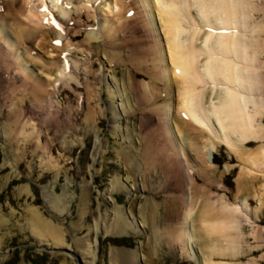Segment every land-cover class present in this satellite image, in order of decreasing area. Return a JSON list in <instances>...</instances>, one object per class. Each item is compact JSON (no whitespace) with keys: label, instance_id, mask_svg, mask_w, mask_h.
Wrapping results in <instances>:
<instances>
[{"label":"rangeland","instance_id":"obj_1","mask_svg":"<svg viewBox=\"0 0 264 264\" xmlns=\"http://www.w3.org/2000/svg\"><path fill=\"white\" fill-rule=\"evenodd\" d=\"M106 3L102 0L94 6L96 20L84 14L78 26L69 25L70 33L78 27L80 32L66 48L72 49L69 60L73 61L61 75L64 81L51 79L52 102L31 94L27 87L30 85L23 84L20 78H11V69L6 70L8 59L0 49V57H5L0 62V264H109L112 256L116 260L111 264H196L184 249V241H176L171 234L176 225L189 226L195 234L200 226L198 218L209 211L215 221L226 220L230 225L234 222V226L239 222L240 226L227 234L213 235L205 245L198 243L200 252L207 250V245L210 259L215 262L264 264V153L259 162L250 164L227 146L215 145L211 156L217 161L211 157L208 176L196 177L197 183L191 186L193 193L198 187L205 189L197 193L193 219L186 225L183 219L189 184L182 170L187 168L175 161L170 141L161 135L164 129L157 122L155 109L167 101L169 91L174 96L175 86L168 88L165 81L156 79L147 98L132 87L136 81H149L148 72L154 64L147 42L150 38L135 28L139 17L135 4L125 14L131 21L128 28L121 30L125 31L123 37L119 36L123 43L116 47L124 60L109 61L113 35L106 38L105 29L98 31L101 14H107ZM52 4L48 3L54 15L57 8L52 9ZM263 4L264 0L262 9L247 13L248 26L264 25ZM195 20L200 22L198 17ZM189 24L184 25L194 27ZM204 30L207 27L201 28V33ZM88 33L98 35L96 43L86 40ZM261 37L259 52L263 50L264 63V34ZM48 40L51 45H60V40ZM24 41L21 46L28 47V58L36 59L35 68L40 72L53 67L48 61L64 56H50L46 49ZM261 70L264 77V68ZM209 85L203 86L209 89ZM203 86L198 89L206 92ZM260 86L259 96L264 101V81ZM149 96L153 97L150 101ZM13 103L18 107L23 104L24 113L17 123ZM255 121L264 127V111L255 116ZM23 123L26 136L20 133ZM195 132L198 147L208 134ZM38 133L40 143L35 144ZM238 148L240 152L264 149V138H252ZM203 154H198L195 165L189 164V176L195 177L198 168L206 166ZM121 183L126 189L114 187L109 191ZM242 200L247 207L242 212L229 209V213L227 208L241 205ZM53 201L59 202L62 213L53 210ZM32 209L62 229V246L31 232ZM130 220H143L145 224L135 230ZM93 235L97 237L91 244ZM133 251L138 254L134 262L130 255Z\"/></svg>","mask_w":264,"mask_h":264},{"label":"bare ground","instance_id":"obj_2","mask_svg":"<svg viewBox=\"0 0 264 264\" xmlns=\"http://www.w3.org/2000/svg\"><path fill=\"white\" fill-rule=\"evenodd\" d=\"M55 1L0 0V49L8 59L6 70L9 69L10 71L11 69V78L14 81L20 78L23 84L30 85V87H27L31 94L33 93L34 96L42 100L48 98L49 102H52V97L49 95V86L52 85V80L54 79L53 82L64 81L61 75L65 73L67 65L73 61L69 60L72 49L66 48L80 30L78 27V29L73 30V33H70L69 25L78 26L84 14L96 20L94 6L102 0ZM105 1L108 2L106 3L107 14H101L102 24H100L101 27L99 28L101 29L98 28V31L102 33V29H105L104 37L110 38L113 35L114 40L110 39L113 44L110 46L112 52L111 55H108L109 61L123 59L122 55L119 54L121 51L118 50L119 52H117L116 47L123 43V38L120 37H123L125 31L122 32L121 30L125 27L128 28L131 21L130 18H126L125 14H128L130 5L135 4L139 13L135 28L140 32H146V37L150 38L147 42L153 52V57L150 60L154 64L151 71L148 70L149 81H136L132 87H136L135 92H140L139 94L142 97H146L149 92L153 91L154 86H151V84H155L157 80L165 81L168 88H171V84H173L172 86H175V97L173 92L171 96V91H169V97L163 106L155 108L158 110L157 122L164 129L161 135H165L166 140L170 141L169 148L173 149L175 161L181 167L190 170L191 166L197 162L198 154H203V152L205 154L206 166H203L200 170L198 168L195 177L191 175V178L190 173H187V169L186 171L185 169L182 170V175L185 178L187 177L189 184L186 188V197L189 200L185 199L183 219L187 225L196 207L197 193L205 189L202 187L203 190H201L198 187L197 193H193L191 186H195V183H197L196 177L205 179V176H208V168L212 164L211 154L215 145L223 144L227 146L234 150L239 158L250 164H256L263 156V148L255 152L236 150L252 138H264V127L255 121V116H261L264 111V101L259 96L260 83L264 81L261 70L262 67L264 68V63L261 60L263 50L259 52V46L262 45L263 40L261 36L264 34V25L258 24L259 26H251L253 27L251 28L248 26L249 17L247 14L250 10L258 11L262 9L263 0H155L156 5L153 0ZM49 2H53L52 9L53 7L57 8L54 15L48 5ZM195 17H198L199 23L195 20ZM155 20L158 25L155 24ZM44 21H46V24H44ZM185 23H188L187 27H189V23H193L194 27L187 28L184 25ZM203 27L204 29L207 27V30L201 33L200 29ZM247 33L249 36H247ZM40 34L42 37L39 36ZM48 37L56 41L60 40V45H51ZM97 38L98 35L88 33L86 40L89 42L94 40L96 43L97 40L95 39ZM23 40H26L24 43H30L31 45L35 43L34 46L46 49L47 54L50 56L57 57L60 54L64 56L48 61L47 63L53 67L40 72L38 71L39 68H35L36 59L31 60L28 58V47L21 46ZM82 43L83 40L79 45ZM105 48L104 51L107 53ZM55 52L59 54L56 53L55 55ZM129 52L128 50V55ZM5 57H0V62ZM60 61L62 63L61 68ZM52 68L54 69L51 70ZM206 83L210 84L209 89H206L208 86L206 88L203 86ZM200 85L206 89L207 93L202 90L203 88L198 89ZM139 94L136 95L139 96ZM150 99H153V97L150 98L149 96L147 100L150 101ZM13 105L14 109L17 108L14 110L15 115L13 116L17 123L21 121L18 117L24 113L23 104H18L19 107L16 106V103H13ZM249 105L252 106L251 109H249ZM90 115L92 116V113ZM25 126V124L21 126L22 132L20 131V133L23 136H26L23 133V127ZM195 130L204 131L208 134L203 145L198 147V144L196 145L198 136ZM31 134H33V131H31ZM39 137L38 133L35 144L40 143ZM140 142L142 143L143 140ZM242 175L243 173L239 174L238 180L240 181L237 180L238 190L240 191ZM114 187H118L119 190L126 189L125 184L121 183L112 186L109 191L112 192ZM245 202V200H242L241 205L224 208H227L229 213L230 210L235 209L242 212V209L247 207ZM58 206L59 202H54L53 210L59 213L61 210H58ZM40 216L35 209H32L31 232L40 238H45L58 246H62L65 241L62 229L51 220ZM129 223L135 230L137 226L145 224L143 220L140 222L130 220ZM236 223L234 226V222L230 225L226 220L215 221L214 218H211L210 211L204 212L198 218V224L201 227L198 226V229H195L198 232V235L195 232L198 237L192 233L189 226L186 228L185 225H176L172 230L171 237H174L176 241H184V249L196 264H224L210 259L211 254L207 252V245L205 246L207 250L204 249L201 252L196 246L198 243L205 245V241L211 240L213 235L227 234L233 228L239 229V222ZM93 229L97 233V224ZM93 236L90 239L91 244L94 242V238L97 237L96 235ZM130 255L133 262L138 257L136 251L130 252ZM114 260H116L114 256L110 257L111 263Z\"/></svg>","mask_w":264,"mask_h":264},{"label":"trees","instance_id":"obj_3","mask_svg":"<svg viewBox=\"0 0 264 264\" xmlns=\"http://www.w3.org/2000/svg\"><path fill=\"white\" fill-rule=\"evenodd\" d=\"M212 161L213 162H216L217 161V159H216V157L214 155L212 156ZM113 240L115 241V239H113Z\"/></svg>","mask_w":264,"mask_h":264}]
</instances>
